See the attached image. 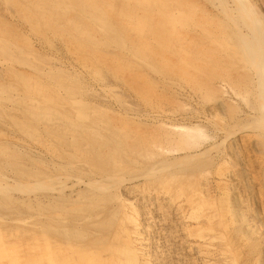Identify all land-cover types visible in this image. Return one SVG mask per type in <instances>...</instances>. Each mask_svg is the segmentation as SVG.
<instances>
[{"label": "rangeland", "instance_id": "rangeland-1", "mask_svg": "<svg viewBox=\"0 0 264 264\" xmlns=\"http://www.w3.org/2000/svg\"><path fill=\"white\" fill-rule=\"evenodd\" d=\"M232 1L0 0V264H162L168 238L201 264L199 228L264 264V55Z\"/></svg>", "mask_w": 264, "mask_h": 264}, {"label": "bare ground", "instance_id": "bare-ground-1", "mask_svg": "<svg viewBox=\"0 0 264 264\" xmlns=\"http://www.w3.org/2000/svg\"><path fill=\"white\" fill-rule=\"evenodd\" d=\"M248 1L249 0H233L232 1L233 2V4H232L233 8H232L231 12L229 11L230 15L228 17V21L233 25V29L235 28V30H236V33L234 32V34L237 35L238 27L241 26V27H243L244 32H245L244 36L247 39H250L249 42L253 41V43H254V41H255L258 43L257 46H254V47L252 46L251 48L249 47L247 53H249L250 55L253 56L256 54V51H257L259 54L262 53L264 55V28H259V26H260L259 23L261 22L260 20H262L264 22V17L261 14H259L260 19H258V21L252 20V17L250 16V4ZM223 4H225V3H223ZM222 7L223 6L219 5L218 8L222 9ZM67 24H68V22H67ZM161 39H162V37H161ZM260 69H261V67H260ZM199 230L201 231L200 233H196V234L191 235V236H193L192 238L196 239L194 241V244L192 245V249H193L195 255L201 260V264H221V263L215 262L212 258L214 255L213 251H215V249H216L214 247L215 246V242H214L215 238L211 235L213 232L207 228H203V229L199 228ZM163 244H164L163 245V251L165 252V255H164V257H162V264H171L172 262L173 263L175 262V264H183L184 263L183 262L184 256H181V254L179 253L180 251L178 252L176 250L177 247H175V242L172 239L170 240L168 238ZM139 245L143 246L144 243L142 241H140Z\"/></svg>", "mask_w": 264, "mask_h": 264}]
</instances>
